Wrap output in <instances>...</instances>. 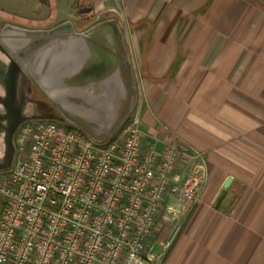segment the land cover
<instances>
[{
	"label": "crops",
	"instance_id": "1",
	"mask_svg": "<svg viewBox=\"0 0 264 264\" xmlns=\"http://www.w3.org/2000/svg\"><path fill=\"white\" fill-rule=\"evenodd\" d=\"M90 2L86 27L122 29L143 144L189 150L174 179L195 169L202 181L196 203L165 211L172 221L148 240L156 263L264 264V0ZM166 205L181 208L173 195Z\"/></svg>",
	"mask_w": 264,
	"mask_h": 264
},
{
	"label": "built area",
	"instance_id": "2",
	"mask_svg": "<svg viewBox=\"0 0 264 264\" xmlns=\"http://www.w3.org/2000/svg\"><path fill=\"white\" fill-rule=\"evenodd\" d=\"M45 115L53 118L24 130L0 173V264H157L148 240L201 191L195 169L174 179L189 150L144 145L135 114L105 143ZM169 195L181 208L166 205Z\"/></svg>",
	"mask_w": 264,
	"mask_h": 264
},
{
	"label": "water",
	"instance_id": "3",
	"mask_svg": "<svg viewBox=\"0 0 264 264\" xmlns=\"http://www.w3.org/2000/svg\"><path fill=\"white\" fill-rule=\"evenodd\" d=\"M69 24L64 30L70 31L65 41L51 40L41 48L24 51V56L17 60L67 124L80 129L93 141L105 143L124 127L137 105L136 78L124 48H112L109 33L114 30L116 34L115 22H106L110 27L104 28L98 23L81 33H76L74 26ZM21 37L30 38L27 30L10 27V31L0 34V46L17 58L8 42L15 43ZM59 43L67 48H58ZM103 43L110 48H104ZM89 63L97 64L103 72L102 77L83 84L66 82L83 77ZM10 72L9 86L14 77L17 86L19 71L12 68ZM45 114L41 118H53ZM233 181L229 178L225 182L216 199V208L223 202Z\"/></svg>",
	"mask_w": 264,
	"mask_h": 264
},
{
	"label": "rangeland",
	"instance_id": "4",
	"mask_svg": "<svg viewBox=\"0 0 264 264\" xmlns=\"http://www.w3.org/2000/svg\"><path fill=\"white\" fill-rule=\"evenodd\" d=\"M55 5H57V11L54 10ZM76 5V0H53L48 7L34 0H0V28L5 22L47 27L65 20L76 21V11L72 10ZM82 15L79 14L77 17L80 18ZM11 69L12 60L0 46V172H7L12 168L18 156L17 139L25 129L35 124L42 114L48 112L51 105L29 83L28 79L20 74L15 94L19 117L17 120L12 118L8 91ZM102 75L103 72L98 69L96 63H89L84 69L83 77L67 80V83L83 84L97 80ZM1 208L2 201L0 200V212Z\"/></svg>",
	"mask_w": 264,
	"mask_h": 264
},
{
	"label": "flooded vegetation",
	"instance_id": "5",
	"mask_svg": "<svg viewBox=\"0 0 264 264\" xmlns=\"http://www.w3.org/2000/svg\"><path fill=\"white\" fill-rule=\"evenodd\" d=\"M108 21L115 22L114 26L116 28V34L113 33L114 30L109 29L110 30L109 38H110V41L112 42V48H116V49L124 48V51H125L126 47L124 44V37H123L122 29H121L120 25L114 20L99 21V22H96V23H94L90 26H87V27L86 26L81 27L80 23L78 21H73V20H65V21L57 23V24L54 23V24L47 26V27H33V26H27V25H22V24H14L12 22H5L2 25V27L0 28V34L3 32L6 33L8 31H10V27H19V28L27 30L28 35L30 36V38H29L30 40L28 38L21 37L20 39L15 41V43H10V41L8 42V44L11 48V51L13 53H16L17 58L14 57L13 54L8 52V50L4 46H1V47L10 56V58L12 60V68H14L16 66L15 68L19 71V73L22 76L26 77L28 79L29 83L38 91V93L50 103V101L48 100L46 95L40 90L38 85L35 83L34 79L25 73V71L22 69V67L18 63L17 59L18 58L20 59L24 56V51H28V50L31 51V50H36L37 48H41L42 45H44L45 43H47L51 40L61 39L62 41H65L68 38V34L70 33V31L66 32L64 30H65V28L70 26L69 23H71L74 26V30L76 33H81V32H85L88 28H90L93 25L98 24V23H101L102 28L110 27V26H107V24H106V22H108ZM60 44L61 43L58 44L59 45L58 48H67V47L60 45ZM102 46H104V48H108V49L110 48L105 43H103ZM19 48H25V49L19 50ZM125 53H126V51H125ZM108 60H109V58H108ZM66 82H67V80H66ZM49 108H50L49 111L51 113H53L55 116L62 118V115L57 111V109L52 104L50 105ZM132 114H133V112H132ZM132 114H130V117Z\"/></svg>",
	"mask_w": 264,
	"mask_h": 264
},
{
	"label": "trees",
	"instance_id": "6",
	"mask_svg": "<svg viewBox=\"0 0 264 264\" xmlns=\"http://www.w3.org/2000/svg\"><path fill=\"white\" fill-rule=\"evenodd\" d=\"M36 3H40L44 7H48L51 4V0H34ZM77 5L73 7V11H76V16L79 14H83L82 17L79 18V23L81 27H85L86 25L90 24L92 22V6L90 0H76ZM69 128H72L73 126L68 125ZM123 128L119 130V132L115 135L117 136L122 132Z\"/></svg>",
	"mask_w": 264,
	"mask_h": 264
},
{
	"label": "bare ground",
	"instance_id": "7",
	"mask_svg": "<svg viewBox=\"0 0 264 264\" xmlns=\"http://www.w3.org/2000/svg\"><path fill=\"white\" fill-rule=\"evenodd\" d=\"M12 84L11 86L9 87L8 91H9V99H10V114L12 115L11 117L15 118V120H17V118L19 117V114H18V110H17V104H16V98L14 97L15 94H16V79L14 77V79L12 78Z\"/></svg>",
	"mask_w": 264,
	"mask_h": 264
}]
</instances>
